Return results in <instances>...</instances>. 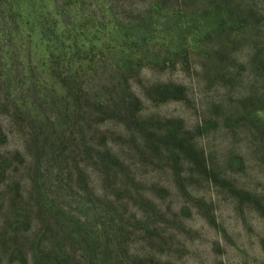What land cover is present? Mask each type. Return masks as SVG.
<instances>
[{"label": "rangeland", "instance_id": "374dc122", "mask_svg": "<svg viewBox=\"0 0 264 264\" xmlns=\"http://www.w3.org/2000/svg\"><path fill=\"white\" fill-rule=\"evenodd\" d=\"M69 1L22 0L40 8L44 28L57 24L59 32L67 28L78 36V56L55 68L41 21L29 36L0 20V121L8 135L0 144L8 159L0 172V264H34L32 253L28 262L25 254L35 248L41 223L65 215L91 223L83 229L89 239L94 231L108 239L88 245L69 226L43 237L59 247L114 248L107 264H264V109L258 110L264 67L257 57L260 44L264 49V0H244L258 11L260 23L251 29L223 28L219 0ZM16 16L9 23L27 22ZM126 61L135 64L127 75L141 100V126L96 111L99 96L121 100L123 83L115 75ZM77 66L83 76L75 92L61 78L76 81ZM163 83L184 86L185 97L162 100L156 86ZM80 86L86 89L81 105L75 99ZM42 123L56 146L61 133L73 138L59 159L49 160L57 147H46L38 170L29 139L31 125L40 130ZM169 123L182 126L179 139L163 140L158 152L147 143L146 129L165 134ZM109 147L125 163L118 174L96 163L97 151ZM89 202L108 213L94 219ZM49 208L52 215L42 211ZM16 246L22 254L11 252Z\"/></svg>", "mask_w": 264, "mask_h": 264}, {"label": "trees", "instance_id": "16d2710c", "mask_svg": "<svg viewBox=\"0 0 264 264\" xmlns=\"http://www.w3.org/2000/svg\"><path fill=\"white\" fill-rule=\"evenodd\" d=\"M56 1V0H55ZM72 1V0H70ZM67 2V4L71 3L73 4L74 2ZM220 6L218 8L219 10V21L218 23H221L223 28H226L228 25H240L244 29H251L253 27H257L260 23V20L258 19V11L254 9L250 4L244 2V0H219ZM17 7V8H16ZM160 7L159 11L163 12L164 9ZM168 12L167 14H171L170 9H166ZM40 8H37V5H33V8L24 6L22 3V0H0V20L3 19V25L6 29L10 26V29L15 25V28H18L22 30L23 32H27V35H33L35 33V30L38 31L39 25H37L38 21H41L40 23L43 25V29L41 31L42 36L44 37V40H46L45 44V53L48 55L47 60L50 61L51 65L53 68L56 67V65H59V61L62 59H66V57L69 55L72 58H76L78 56V53L76 48H77V37H75L76 33H74L72 30H68L67 28H64L66 23L63 21V28L66 30H62V32H59V29L57 28V24H54V26H48L44 28V19L42 14H40ZM56 14L59 15L60 8H57ZM63 14V11L61 12ZM18 20L24 19L26 17V21L24 26L22 23L19 22V25L16 24L12 19L11 22L9 23L8 19L11 17L15 18ZM8 16V17H6ZM46 17V14L44 18ZM257 19V20H256ZM89 23V22H88ZM65 24V25H64ZM102 24V23H100ZM3 25L2 30H3ZM17 25V26H16ZM22 26L24 29H22ZM84 28L87 27L88 25L85 24L83 25ZM226 26V27H225ZM232 29V28H231ZM15 30V29H14ZM4 31V30H3ZM68 31V33H66ZM144 40V39H143ZM230 40V39H229ZM231 41V40H230ZM68 43V44H67ZM127 43L131 44V47H134L137 49V51H141V48L139 47L140 44H132L134 42L131 41V43L128 41ZM71 50L68 51V46ZM263 44H260L258 47V54L257 57L260 56V59L258 62H260V66L263 68L264 67V54L262 51L264 50L262 48ZM260 51V52H259ZM92 58V57H90ZM157 61L161 63H167L169 60L167 57H158L157 56ZM88 57H85L84 60L89 61V65L91 66L93 63L91 59L87 60ZM143 57L137 60V62H141ZM257 59V58H256ZM77 59H75L76 62ZM128 63L122 65L121 68H123L125 71H122L121 68L119 69L118 72H116L115 79L117 80V83H123V89H122V94L119 96V101H116L115 98L110 97L108 100L103 98V96H99L97 100H95L96 104V111L99 114H106V113H111L113 116L112 117H117L118 119H121L122 121H125L126 123L129 122L128 127L133 126L134 124L137 126H141L140 123V116L139 112L141 110V100L137 96L135 92L132 91L131 85L129 83V76L127 75V72L131 73L132 71L134 72L135 64L133 61H130L129 65L126 66ZM82 65V64H81ZM82 67V66H80ZM78 66L76 68V72H73L71 76H75L76 81H72L71 83H68L67 80L68 78L62 77V82H64L67 87H69V90H76V84H78V78L82 77L83 75H80V71L77 70ZM80 75V76H79ZM70 76V77H71ZM86 89H84L82 86L79 87L78 92L80 94H76L75 99L76 101H79V103L82 101L83 94ZM156 93L158 96L161 97L162 100L166 99H183L186 95V91L184 86L182 85H176L174 83L172 84H159L156 86ZM81 105V103L79 104ZM264 109V106H261L258 110ZM20 111L17 110L18 114H27L24 109H19ZM36 122V120L34 121ZM33 123V121H32ZM171 124V125H170ZM169 130L165 132V134H162V132H158L156 129L155 131H151L150 129H146L148 132L147 134L149 135V139L147 143H151V147H153L155 150L160 152L161 146L164 141H169V140H174L177 141L180 136V129L182 126H177L176 130L175 127L172 123L168 124ZM262 126V125H261ZM43 127V123L42 126ZM174 127V128H173ZM44 128V127H43ZM32 132L30 134V151L32 150V157L35 159L37 169L40 168V155L41 152L44 153V150L52 148V147H57L56 151L49 150L48 158L49 160L51 157H56L59 154H65L67 151V148L65 146L70 143V140L73 138L72 133H67L63 134L61 133L59 136V142L60 145L56 146V144L51 143V135L50 133H46V129H40L38 130L37 126L31 125ZM34 131V132H33ZM151 131V133H150ZM8 140V135L5 133L3 125L0 121V144L6 143ZM164 140V141H163ZM160 143V144H159ZM50 145V147H48ZM101 144H97V147H100ZM77 149L71 150L70 153L75 152L76 153ZM56 152V153H55ZM51 153V154H50ZM18 155H22L20 152L17 153ZM63 154V155H64ZM38 155V156H37ZM50 155V156H49ZM77 155V154H76ZM75 155V156H76ZM59 159V158H58ZM63 159V158H62ZM70 159V156L65 155L64 156V161L68 162ZM96 163H101L104 168H106V171L109 174H112L116 168L119 166L125 165L124 161L122 160V157L115 152L112 148H107L105 153H103L101 150H98L95 156ZM8 162V159H5L4 156L0 155V172L5 173L6 172V164ZM39 170V169H38ZM80 170V169H79ZM78 170V171H79ZM82 170V169H81ZM79 172H83V171ZM114 174H118V171L116 170ZM254 195V194H253ZM92 196L94 198H99V196L93 191ZM91 203V202H89ZM93 204V202L91 203ZM90 204V205H91ZM93 211H94V219H101L104 212L108 213V210H102L103 208H98L96 204L94 203L92 205ZM90 209V208H89ZM46 211L44 212L45 214H51L52 215V208H49L47 210H42ZM74 218V217H73ZM55 218H49L44 221V223L40 225L39 229L35 233V240L37 242H34L35 248L29 249L27 254H25V261L28 262V258L30 253H32V258L34 264H107L112 260V256L114 253V248L110 249V247H104L100 252L95 251L93 247L87 246V248H75L73 246H67L65 245L64 247H59L56 245V241L54 242L53 240H47L43 235L47 234L48 232L53 233L55 228H59L60 232H66L65 228L72 227L73 229H78L75 233V236L77 235L80 237L82 242H85L88 245H91L93 242L96 245H101L103 242L104 236L103 234L100 235V233H96V231L92 232V237L91 239L90 236L86 235V231L83 229L87 226H92L91 223H88L87 220H83L81 218L77 220H72L66 218V215L63 216V218L59 220H52ZM112 223L114 226H116V220L111 219ZM73 224V225H72ZM96 226L97 228L101 227L104 230H107V226L105 223L96 221ZM118 227V226H116ZM54 228V229H53ZM62 228H64L62 230ZM94 228V227H92ZM92 230H95L92 229ZM90 232V231H89ZM70 234V233H69ZM76 236V237H77ZM72 237V236H71ZM56 238H59L57 235ZM110 241V240H109ZM36 243V244H35ZM10 249V248H9ZM34 249V250H33ZM13 253H18L20 254L22 252L21 248L16 246L13 248L11 251ZM22 254V253H21ZM24 255V253H23ZM120 259H115L116 262L118 263H124ZM172 264V263H168Z\"/></svg>", "mask_w": 264, "mask_h": 264}]
</instances>
